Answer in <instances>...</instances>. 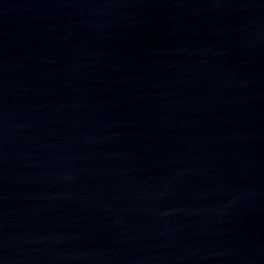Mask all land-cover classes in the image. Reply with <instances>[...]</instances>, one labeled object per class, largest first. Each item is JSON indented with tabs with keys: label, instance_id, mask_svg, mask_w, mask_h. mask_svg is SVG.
Returning a JSON list of instances; mask_svg holds the SVG:
<instances>
[{
	"label": "water",
	"instance_id": "95a60500",
	"mask_svg": "<svg viewBox=\"0 0 264 264\" xmlns=\"http://www.w3.org/2000/svg\"><path fill=\"white\" fill-rule=\"evenodd\" d=\"M0 264H264V0H0Z\"/></svg>",
	"mask_w": 264,
	"mask_h": 264
}]
</instances>
